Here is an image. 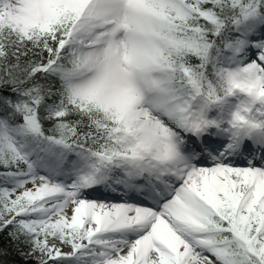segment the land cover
<instances>
[{"label": "snow or ice", "instance_id": "obj_1", "mask_svg": "<svg viewBox=\"0 0 264 264\" xmlns=\"http://www.w3.org/2000/svg\"><path fill=\"white\" fill-rule=\"evenodd\" d=\"M264 264V0H0V264Z\"/></svg>", "mask_w": 264, "mask_h": 264}, {"label": "trees", "instance_id": "obj_2", "mask_svg": "<svg viewBox=\"0 0 264 264\" xmlns=\"http://www.w3.org/2000/svg\"><path fill=\"white\" fill-rule=\"evenodd\" d=\"M4 246L8 249L9 255L5 257L6 264H24V257H22L13 245H11L7 240L3 241Z\"/></svg>", "mask_w": 264, "mask_h": 264}]
</instances>
